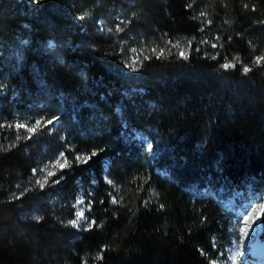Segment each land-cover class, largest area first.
<instances>
[{
  "label": "trees",
  "instance_id": "obj_1",
  "mask_svg": "<svg viewBox=\"0 0 264 264\" xmlns=\"http://www.w3.org/2000/svg\"><path fill=\"white\" fill-rule=\"evenodd\" d=\"M259 57L264 0H0V264H214L246 196L264 235Z\"/></svg>",
  "mask_w": 264,
  "mask_h": 264
},
{
  "label": "rangeland",
  "instance_id": "obj_2",
  "mask_svg": "<svg viewBox=\"0 0 264 264\" xmlns=\"http://www.w3.org/2000/svg\"><path fill=\"white\" fill-rule=\"evenodd\" d=\"M62 154V155H61ZM66 161L62 151L55 156L48 158L41 166L43 174H48L55 166H59ZM108 182L110 179L106 178ZM90 200L84 190H79L71 203L72 220L76 221V226H89L92 221L89 219ZM263 202L259 196H246L234 205V218L229 223V230L225 236V243L221 259L214 261V264H250L248 257L251 256L250 236H254L260 231V215ZM83 212V217L78 214Z\"/></svg>",
  "mask_w": 264,
  "mask_h": 264
},
{
  "label": "snow or ice",
  "instance_id": "obj_3",
  "mask_svg": "<svg viewBox=\"0 0 264 264\" xmlns=\"http://www.w3.org/2000/svg\"><path fill=\"white\" fill-rule=\"evenodd\" d=\"M83 18H84V17H80V19H83ZM180 55L183 56V55H184V52H181ZM260 60H264V57H259V58L257 59V63H259ZM223 67L228 68V67H230V65L225 64ZM244 71L247 72V71H249V69H248V68H245ZM39 123H40V122L37 121V125H39ZM47 123H48L49 125H51V124H53V120H48ZM19 127H25V126H24V125H19ZM28 130H29L30 132H34L36 129H35V128H29ZM61 155H62V154H61ZM92 155H96V153L93 152ZM77 159L79 160L80 157H77ZM84 162L86 163L87 161L85 160ZM66 163H67V162H65V164H61L60 167H61V168L65 167V166H66ZM48 175H49V176H52L53 174H52L51 172H49ZM54 182L58 183L59 181H54ZM113 202H115V201H113ZM83 215H84L83 212H81V213L78 214L79 217H83ZM71 223L75 224L76 221H72Z\"/></svg>",
  "mask_w": 264,
  "mask_h": 264
}]
</instances>
